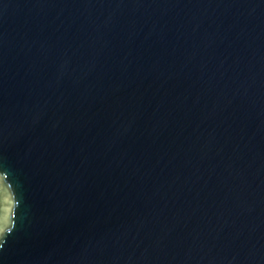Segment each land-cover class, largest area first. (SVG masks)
<instances>
[{"label": "water", "instance_id": "water-1", "mask_svg": "<svg viewBox=\"0 0 264 264\" xmlns=\"http://www.w3.org/2000/svg\"><path fill=\"white\" fill-rule=\"evenodd\" d=\"M0 264H264V0H0Z\"/></svg>", "mask_w": 264, "mask_h": 264}]
</instances>
